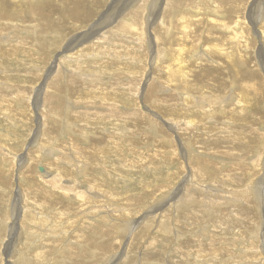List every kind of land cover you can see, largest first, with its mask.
I'll return each mask as SVG.
<instances>
[{
	"label": "rangeland",
	"instance_id": "1",
	"mask_svg": "<svg viewBox=\"0 0 264 264\" xmlns=\"http://www.w3.org/2000/svg\"><path fill=\"white\" fill-rule=\"evenodd\" d=\"M263 11L0 0V264H264Z\"/></svg>",
	"mask_w": 264,
	"mask_h": 264
},
{
	"label": "bare ground",
	"instance_id": "2",
	"mask_svg": "<svg viewBox=\"0 0 264 264\" xmlns=\"http://www.w3.org/2000/svg\"><path fill=\"white\" fill-rule=\"evenodd\" d=\"M7 1V0H6ZM85 1V0H84ZM222 2V1H221ZM72 4V3H71ZM189 5V4H188ZM72 6V8H73V10L74 11H72L73 12V14L71 15V14H69V15H71V17L72 18H70V19H73V18H78V16H80L79 14L80 13H82V12H80V11H77V10H75L76 8L75 7H73V4L71 5ZM75 8V9H74ZM216 8V7H215ZM81 9V8H80ZM216 11V10H215ZM264 12V11H263ZM140 13H141V9H139V12H137V13H135V15H136V17L138 18V16L140 15ZM216 13H217V11H216ZM5 14V13H4ZM262 14V13H261ZM192 15V14H191ZM70 17V16H69ZM3 19H4V17H2ZM61 18V17H60ZM79 19V18H78ZM9 20H10V18H9ZM134 20V19H133ZM135 21V20H134ZM125 27V29H127V26H124ZM138 30V29H137ZM136 31V30H135ZM263 34V33H262ZM260 39V38H259ZM124 40H126L125 38H124ZM263 47V46H262ZM264 48V47H263ZM88 52V51H87ZM209 53V52H208ZM201 54V53H200ZM166 56V55H165ZM88 57H90V56H88ZM89 59V58H88ZM84 60V59H83ZM76 62V61H75ZM181 67V66H180ZM71 68V67H70ZM79 68V67H78ZM264 69V68H263ZM62 70H63V68H62ZM67 71V70H66ZM72 71V70H71ZM73 72V71H72ZM173 73V72H172ZM172 73H170L171 75H173ZM179 74V73H178ZM182 74H183V72H182ZM175 76H177L176 74H174ZM181 76V75H180ZM59 77H61V74H59ZM64 77V76H63ZM54 78H56V82L58 81V83H59V78H58V76L56 75ZM57 78H58V80H57ZM83 78H85V77H83ZM186 79V78H185ZM51 83H49V85H50ZM60 84V83H59ZM64 85V84H63ZM51 86H52V89H56V87L55 86H53L52 84H51ZM67 88V87H66ZM69 88V87H68ZM61 89V88H60ZM65 89V88H64ZM254 89V88H253ZM57 91V90H56ZM66 93V92H65ZM51 95H52V93H51ZM51 96H49L48 97V101H47V103H48V106L49 105H51V100L53 99H49ZM50 107V106H49ZM44 108H46L45 106H44ZM66 119V120H65ZM64 120L65 121H67V124L65 125V127L67 128L68 127V124H69V122H68V120L69 119H67V118H65ZM49 127V126H48ZM68 130L70 129V128H67ZM64 132V131H63ZM85 134V136L83 135V140H86L87 139V134L86 133H84ZM90 137V136H89ZM88 141V140H87ZM42 144H44V143H42ZM42 146V145H41ZM54 148V147H53ZM77 148V146L75 147V149ZM77 150V149H76ZM76 150H72L73 151V153H77V155H78V152L76 151ZM189 153V152H188ZM72 154V153H71ZM69 155V154H68ZM188 156V155H187ZM186 156V157H187ZM75 160H78V159H76L75 157H73ZM82 159V158H81ZM10 160V159H9ZM63 163V162H62ZM195 164V163H194ZM197 165L195 166L194 165V167H195V169H196V173H197V171H198V173H199V175H203V174H206V169H205V167L200 163V162H197L196 163ZM209 166V165H208ZM83 167H84V164H83ZM57 169V168H56ZM183 172V171H182ZM47 173H49V171L47 170L46 172H45V174H44V176L47 174ZM65 174V173H64ZM67 175V174H66ZM196 176V175H195ZM197 177V176H196ZM195 177V178H196ZM58 178V177H57ZM57 178H54L53 179V184H54V186L55 187H60L59 186V184L61 183H58L59 181V179L58 180H56ZM199 178V177H198ZM11 179V178H10ZM187 181L190 183H192L194 180L193 179H191V178H188L187 179ZM202 181V180H201ZM62 184V183H61ZM97 186V185H96ZM99 186V185H98ZM189 186V185H188ZM191 187V186H190ZM194 187H199V189H200V187H202V186H200V184H195V185H193V188ZM66 188V187H65ZM65 190H69V189H65ZM260 190V189H259ZM201 191V190H200ZM246 194V193H245ZM247 195V194H246ZM80 197H82V195L80 196ZM246 197V196H245ZM163 204V203H162ZM160 206V205H159ZM158 206V207H159ZM171 207V205L169 206V208ZM162 208V207H161ZM161 208H159L156 212H157V216L159 215V214H161L160 216H159V218H160V222L158 223V227L160 228V226H161V228H164L165 227V229H166V227H167V220H166V216L165 215H163L164 214V212H165V210L164 211H160V209ZM177 208V207H176ZM168 210V209H167ZM177 210H179L178 208H177ZM193 211V210H192ZM199 211V210H198ZM193 212H195V211H193ZM53 213V212H52ZM189 214V213H188ZM195 213H193L191 216H193ZM198 216V215H197ZM196 217V216H195ZM189 219V218H188ZM197 221V220H196ZM168 222H170V221H168ZM217 226H218V224H216ZM79 227V226H78ZM159 230V229H158ZM74 231V230H73ZM55 233V232H54ZM108 234V233H107ZM33 246V245H32ZM24 254H25V252H24ZM22 259V258H21ZM59 262V261H58ZM25 263H27V262H25Z\"/></svg>",
	"mask_w": 264,
	"mask_h": 264
},
{
	"label": "water",
	"instance_id": "3",
	"mask_svg": "<svg viewBox=\"0 0 264 264\" xmlns=\"http://www.w3.org/2000/svg\"><path fill=\"white\" fill-rule=\"evenodd\" d=\"M98 33V32H97ZM93 38H95V36H93ZM39 171L42 173V172H44V169L43 168H39Z\"/></svg>",
	"mask_w": 264,
	"mask_h": 264
}]
</instances>
